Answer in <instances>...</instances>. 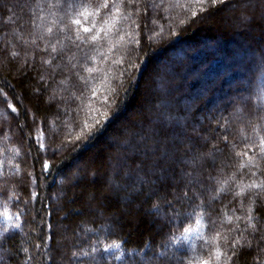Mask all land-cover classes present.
<instances>
[{
  "label": "trees",
  "instance_id": "obj_1",
  "mask_svg": "<svg viewBox=\"0 0 264 264\" xmlns=\"http://www.w3.org/2000/svg\"><path fill=\"white\" fill-rule=\"evenodd\" d=\"M70 2L0 0V264H264V0ZM158 164L198 181L171 236Z\"/></svg>",
  "mask_w": 264,
  "mask_h": 264
},
{
  "label": "snow or ice",
  "instance_id": "obj_2",
  "mask_svg": "<svg viewBox=\"0 0 264 264\" xmlns=\"http://www.w3.org/2000/svg\"><path fill=\"white\" fill-rule=\"evenodd\" d=\"M92 5H88L86 0H82L81 3H76L75 0L68 4L69 9H79V15H86L88 13V7ZM98 7L105 8L111 11L109 4L106 2L100 4ZM114 7V5H113ZM21 11H23V6H21ZM73 23L76 25L81 24L80 19H73ZM51 32V29H48ZM83 31L88 33L90 31L89 28L84 27ZM77 35V39H78ZM97 37L95 35L92 36V40H95ZM55 52L56 49L53 48ZM14 55V54H13ZM264 99V95L260 97ZM7 103V99L4 100ZM11 107V105H9ZM12 111L15 112L16 109L12 108ZM203 138L198 141L187 140L184 141L183 144H177L174 140L171 145H164V156L163 161L167 163L168 160L174 159L177 164L183 163L195 169L198 159L201 157L202 149L206 146L205 143L202 142ZM261 150L264 151V143L261 145ZM179 154V155H178ZM47 167V165H45ZM157 167L160 169L161 172H167V178L161 181L160 186L156 185V181H148L144 180L143 178H138L137 183L140 185L135 189L136 194L138 196L144 197V199L151 200L154 197L164 199L166 201V217L164 224L161 226L162 229L167 228L169 229V235L171 236V229L179 226L180 217L183 215L185 219H187V214L181 212V208L187 204L191 207L195 204L198 200H200L199 194L194 191V188L198 181L195 177H192V172L181 170L179 173L180 179H186L188 177H192V179L188 180L187 183H184L182 186L177 185V174L175 167L169 166V169H165L162 165L158 164ZM211 178V177H210ZM191 193V195H189ZM163 194V195H162ZM169 196L171 199H169ZM202 203V201H200ZM6 221L10 222L12 220V216L8 215L7 212L4 213ZM197 224L200 223L199 220L196 221ZM214 223V222H213ZM19 227V225H17ZM184 233L190 235V230L187 227L183 229ZM187 235L183 237L184 239L187 238ZM174 238V237H173ZM126 243V242H125ZM114 248L119 249L121 247L120 244L113 245ZM95 251V249H93ZM108 249L105 248L104 251ZM87 255V253H84ZM160 257L163 256V253L159 254ZM219 256V253H217ZM204 264H208V261H204Z\"/></svg>",
  "mask_w": 264,
  "mask_h": 264
},
{
  "label": "rangeland",
  "instance_id": "obj_3",
  "mask_svg": "<svg viewBox=\"0 0 264 264\" xmlns=\"http://www.w3.org/2000/svg\"><path fill=\"white\" fill-rule=\"evenodd\" d=\"M203 50H205V51H212L214 49L211 48V45L207 43L205 46H203ZM169 57L172 60V64L170 65L171 67H170V70L167 72V74H168L169 77H172L173 69L175 67L181 65V63H183L185 61V59L183 58V56H180V55L178 56L175 53H171L169 55ZM261 62L262 61H260V63H259V68L261 67V64H262ZM158 65H159V68L163 69V71H166V67L169 66L168 63L165 60L158 61ZM192 74H194V72ZM226 74H227V70H224L223 69L216 76H215V74H214V76H212L211 74L210 75H207L205 77V79L203 80V82L206 83V84H209L208 85V90H209V88H211V84L209 83L210 80H213L214 78H222L223 76H226ZM247 78H249V76H246V78L237 77L234 81H228V84L229 85H231V84L234 85V84H237V83H240V82H244ZM194 95L196 96V98H198V97H205L207 95V91L206 92L205 91H200L198 93L196 92V93H194ZM233 100H236V97H233V98H227V97H225V99L223 101V104L228 103V102H231ZM213 106H214V103H213ZM197 229L198 228H195L194 230L190 231V233H191L190 235H187L186 234L187 235V238H190L192 235H194L197 232Z\"/></svg>",
  "mask_w": 264,
  "mask_h": 264
}]
</instances>
